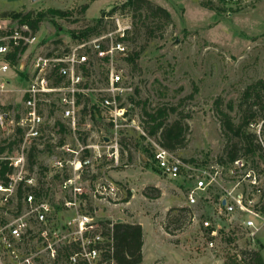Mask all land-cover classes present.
I'll use <instances>...</instances> for the list:
<instances>
[{
  "label": "rangeland",
  "instance_id": "374dc122",
  "mask_svg": "<svg viewBox=\"0 0 264 264\" xmlns=\"http://www.w3.org/2000/svg\"><path fill=\"white\" fill-rule=\"evenodd\" d=\"M146 1L152 7L166 10L170 21L148 15L146 7L138 11L123 8L126 0H0V21L6 27L18 26L9 13L35 15L47 9L69 13L66 17L47 16L39 24L36 41L26 47L17 60V64L24 65V72L12 68L3 76L0 74V79L9 82L10 90L0 94V105H17L20 90L25 86L26 71L34 57L54 46L74 45L78 41L74 36L92 26L102 12L115 8L113 14L130 24L128 33L131 34L124 41L128 51L126 57L139 53L134 65L127 63L126 57L114 62L124 82L130 84L131 90L126 92L121 105L134 124L113 130L95 115L101 129L80 127L78 135L77 132L58 134L61 141L72 146L76 136L85 144H99L101 151H114L108 148L113 141L105 146L102 137L117 142L116 166L105 154L104 160L94 163L93 172L84 169L87 193L79 201V212L92 216L102 233L95 264L114 263L104 259V254L110 240V225L119 220L143 225L147 243L145 264H249L251 252L257 250L264 260V225L253 240L245 234L224 237L222 230V237L214 240L213 247L207 246L202 222L213 220L214 207L222 191L219 188L209 190L198 199L195 207H187L185 197L190 183L163 176L156 168L152 149L159 142V134H147L151 123H147L144 116L145 110L176 109L167 122L180 119L186 126L182 146L173 151L184 163L220 162L226 158V150L236 145L238 156L255 171L263 173L264 160L258 152L253 156L244 154L239 138L223 126L222 113L238 125L256 99L259 104L250 108L255 118L245 130L254 134L260 145L264 144L260 131L264 120V0ZM104 21L105 34L116 29L114 21ZM249 86H255L253 96L242 102V94ZM17 145L16 139L6 144V134L0 131V147L11 148L4 150L2 155ZM45 156L46 152L33 151V164L29 165L28 159V168L37 171L39 181L47 185L45 196L53 206L50 215L53 220H49L53 226H60L71 212H62L67 195L58 187L60 175L56 174V169L43 167ZM99 177L109 179L118 187L113 200L93 195L91 190ZM13 211L8 212L11 215ZM62 247H57L59 252L66 253V248ZM31 253H44L34 237L31 238ZM61 264H67L64 258Z\"/></svg>",
  "mask_w": 264,
  "mask_h": 264
},
{
  "label": "built area",
  "instance_id": "2783aa9c",
  "mask_svg": "<svg viewBox=\"0 0 264 264\" xmlns=\"http://www.w3.org/2000/svg\"><path fill=\"white\" fill-rule=\"evenodd\" d=\"M107 19L114 21L113 32H103L68 47L54 46L34 57L17 105H0V131L6 134V144L15 139L18 143L14 150L0 155V161L8 167L5 179L0 180V264H61V258L67 264H95L98 258L97 247L102 240L99 224L92 216L80 213L78 205L87 193L84 169L93 172L94 163L104 160L105 154L116 166L117 142L102 137L105 146L113 141L108 148L114 151H101L99 144H85L76 136L72 146L61 141L58 134H75L80 127L101 129L95 115L113 130L134 124L121 105L131 90L130 84L124 82L121 70L114 65L115 60L127 55L123 39L130 24L114 14L104 18ZM35 41L36 32L26 25L6 27L0 21V74L12 68L24 72L18 59L11 65L9 58ZM8 85L6 79H0V94L10 91ZM81 117L85 121L81 122ZM35 150L46 152L43 167L56 169L60 175L58 187L67 195L62 212L71 213L60 226H53L49 220H53V206L45 196L47 185L39 181L37 171L28 168L29 155ZM152 162L163 176L190 183L185 197L187 207H195L209 190L222 191L213 220L202 222L208 247L222 236L245 234L253 240L264 225V172L255 171L243 158L195 165L184 163L173 152L155 144ZM93 187L94 196L111 200L119 190L105 177L97 178ZM10 210H14L11 215ZM222 230L224 235L220 236ZM33 237L44 253H31ZM111 242L110 225L107 252ZM58 246L66 248V253H60Z\"/></svg>",
  "mask_w": 264,
  "mask_h": 264
},
{
  "label": "trees",
  "instance_id": "16d2710c",
  "mask_svg": "<svg viewBox=\"0 0 264 264\" xmlns=\"http://www.w3.org/2000/svg\"><path fill=\"white\" fill-rule=\"evenodd\" d=\"M122 7H128L133 9L134 11L141 10L142 7H146V13L153 17L163 18L166 22L170 21L169 13L160 8V7H152L146 0H126L122 4ZM85 6L82 7L84 10ZM115 8H112L109 12H102L100 18L94 20V24L89 27H85V29L81 30L78 35L74 36L76 40H86L90 37L99 36L105 30L106 22L104 18L106 16H110L114 13ZM69 13L66 11H62L59 9H47L46 11H39L35 15L31 12L26 13H9V16L16 20L18 26L26 25L33 32L38 31L39 24L47 17V16H55V17H66ZM133 24V21H132ZM101 27V30H100ZM131 32H126V36L123 39L126 41L128 39V35ZM25 48L23 47L19 51L16 50L13 55L9 58V62L11 65L16 64V60L18 59L16 56L22 54ZM139 53H133L125 58L126 62L134 65L136 59L138 58ZM255 86H249L242 94V102H246L249 98H252V94L254 93ZM256 97V96H255ZM257 98V97H256ZM253 104V105H252ZM249 107L248 114H243L241 118V122L238 125H234L228 115L222 113V123L227 131L233 132L234 135L239 138L240 143L242 144V148L244 149V154L246 155H255L258 152V156H260L264 160V155L262 152L264 150V144L260 145L257 142L256 136L252 133H248L245 128L251 124V121L255 118L253 112H250V108L252 106H256L259 102L254 99ZM175 108H156L154 111H144V116L147 123H151L148 126L147 134L149 136H155L159 134V142L163 148L168 151L173 152L176 148L181 147L183 144L184 138V130L186 126L182 124L180 119L174 120L171 123L167 122V119L171 113L175 112ZM261 135L264 139V120H262V124L260 126ZM5 148L0 147V155L4 152ZM237 158H242L238 156V150L236 145H232L230 149L226 150V158L220 160L221 163L231 162ZM33 164V151H31L29 155V165ZM8 172V167L2 161H0V180L5 179V174ZM20 196V194H18ZM158 196V194H157ZM157 196L153 197L156 198ZM128 199L125 200L127 202ZM111 245L110 252L108 251L104 254V259H111L114 261V264H140L142 261L141 247L143 244L142 241V228L139 224H131L124 222H114L111 224ZM249 264H264V260L260 254V251L251 252L250 262Z\"/></svg>",
  "mask_w": 264,
  "mask_h": 264
},
{
  "label": "crops",
  "instance_id": "0c3cea01",
  "mask_svg": "<svg viewBox=\"0 0 264 264\" xmlns=\"http://www.w3.org/2000/svg\"><path fill=\"white\" fill-rule=\"evenodd\" d=\"M120 222V221H119ZM140 226L142 228V232H143V244H142V247H141V254H142V264H145V257H144V253H145V250H146V237H145V231H144V227L143 225L140 223Z\"/></svg>",
  "mask_w": 264,
  "mask_h": 264
},
{
  "label": "water",
  "instance_id": "95a60500",
  "mask_svg": "<svg viewBox=\"0 0 264 264\" xmlns=\"http://www.w3.org/2000/svg\"><path fill=\"white\" fill-rule=\"evenodd\" d=\"M120 221V220H119Z\"/></svg>",
  "mask_w": 264,
  "mask_h": 264
}]
</instances>
